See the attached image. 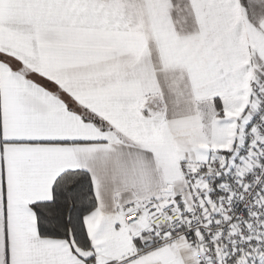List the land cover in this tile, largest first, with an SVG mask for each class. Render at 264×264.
<instances>
[{
    "label": "snow or ice",
    "instance_id": "6c2138e0",
    "mask_svg": "<svg viewBox=\"0 0 264 264\" xmlns=\"http://www.w3.org/2000/svg\"><path fill=\"white\" fill-rule=\"evenodd\" d=\"M0 264H264V0H0Z\"/></svg>",
    "mask_w": 264,
    "mask_h": 264
}]
</instances>
